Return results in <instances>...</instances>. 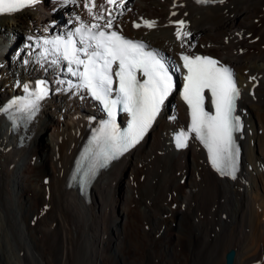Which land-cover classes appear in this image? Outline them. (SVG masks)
Returning <instances> with one entry per match:
<instances>
[{
    "label": "bare ground",
    "instance_id": "obj_1",
    "mask_svg": "<svg viewBox=\"0 0 264 264\" xmlns=\"http://www.w3.org/2000/svg\"><path fill=\"white\" fill-rule=\"evenodd\" d=\"M85 4L91 0H38L0 14V109L24 97V84L42 80L49 89L26 121L21 143L20 129L14 131L0 111V264H203L207 256L209 264H224L230 247L231 264H264V0H96L94 15L107 19L111 10L114 27L179 70L152 127L100 170L88 199L66 181L100 114L85 92L57 83H75V77L41 58L43 40L66 36L81 21L103 23ZM179 20L190 36L177 39ZM182 53L211 55L233 72L240 90L235 114L244 125L237 132L235 177L216 172L192 135L185 148L172 144L177 128L189 123L178 95Z\"/></svg>",
    "mask_w": 264,
    "mask_h": 264
},
{
    "label": "snow or ice",
    "instance_id": "obj_2",
    "mask_svg": "<svg viewBox=\"0 0 264 264\" xmlns=\"http://www.w3.org/2000/svg\"><path fill=\"white\" fill-rule=\"evenodd\" d=\"M37 3L38 0H0V14L15 13ZM106 3L114 5L117 0H106ZM85 7L93 20L103 23L81 21L74 32L66 34V38L56 36L43 40L41 58L52 66L59 65L62 74L75 77L77 81L59 80L57 83H66L69 88H75L77 94L86 92L106 113L108 118L101 122L92 137V143L99 149L98 155L103 157L106 165L138 144L152 127L176 88L174 72L179 66L157 50H149L143 41L124 36L118 26L114 27L115 17L111 10L107 19L103 14L94 15L96 0H91V6L85 4ZM76 19L79 21L80 17ZM176 23L177 39L191 35L183 31L185 21ZM143 25L153 28L155 21L144 20ZM133 26L140 28L141 24L134 22ZM50 55L54 58L49 61ZM180 59L186 69L181 96L190 109L191 123L187 131L181 130L175 135L176 147H187L191 135L195 134L207 148L213 167L222 175L235 177L239 147L234 133H242L244 125L241 116L235 114L240 90L233 72L210 56L182 53ZM29 87L23 85L28 93L26 97L10 101L0 111L15 108L18 113H27L30 119L39 102L49 95V89L46 81H39L33 91H29ZM206 90L211 94L214 114L205 110ZM118 111L130 116L124 130L117 124Z\"/></svg>",
    "mask_w": 264,
    "mask_h": 264
},
{
    "label": "rangeland",
    "instance_id": "obj_3",
    "mask_svg": "<svg viewBox=\"0 0 264 264\" xmlns=\"http://www.w3.org/2000/svg\"><path fill=\"white\" fill-rule=\"evenodd\" d=\"M29 19L27 20V24L29 25ZM124 35H126V34H124ZM126 36H128V37H131V38H134L133 36H130V35H126ZM19 39V38H18ZM18 39L16 38V40H17V42H18ZM195 43H196V40H195ZM8 47H10V42L8 43V42H5L4 43V45H3V50L4 51H7L8 50ZM39 50V49H38ZM192 50H197V48H192ZM216 56V55H215ZM229 64V63H228ZM1 69H2V66L0 67ZM29 75H31V74H29ZM263 175H264V170H263V173H262ZM48 176V175H47ZM77 194L79 195V196H81L78 192H77ZM174 209H175V206L173 207ZM36 222V220H33V221H31V224L32 225H34V223ZM178 230V223L176 222V224L173 226V228H172V231H177ZM208 258V259H207ZM204 261H202V263L203 264H209L210 262H209V256H207V257H204V259H203ZM263 263H264V258H263V260H261ZM260 261V262H261ZM254 264H259V261L258 260H256V261H254L253 262Z\"/></svg>",
    "mask_w": 264,
    "mask_h": 264
},
{
    "label": "water",
    "instance_id": "obj_4",
    "mask_svg": "<svg viewBox=\"0 0 264 264\" xmlns=\"http://www.w3.org/2000/svg\"><path fill=\"white\" fill-rule=\"evenodd\" d=\"M233 256H234V250L233 248H228L223 255V262L224 264H231L233 261Z\"/></svg>",
    "mask_w": 264,
    "mask_h": 264
}]
</instances>
